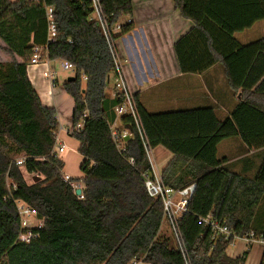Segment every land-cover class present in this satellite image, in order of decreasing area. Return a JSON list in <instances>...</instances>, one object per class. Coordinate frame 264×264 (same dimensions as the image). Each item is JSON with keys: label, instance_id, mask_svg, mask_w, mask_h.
Returning a JSON list of instances; mask_svg holds the SVG:
<instances>
[{"label": "trees", "instance_id": "obj_1", "mask_svg": "<svg viewBox=\"0 0 264 264\" xmlns=\"http://www.w3.org/2000/svg\"><path fill=\"white\" fill-rule=\"evenodd\" d=\"M173 3L192 23L174 45L180 72L202 74L220 63L229 88L240 90L242 100L218 120L208 107L151 114L135 99L141 128L151 149L162 147L172 155L160 175L164 185L173 190L193 186L179 221L191 264H245L247 252L232 259L226 250L234 238L264 239L252 225L264 198V155L249 179L229 172L216 148L238 137L249 152L264 149V99L244 96L264 97V39L243 46L233 36L264 21V0ZM101 4L110 25L123 23L120 33L112 35L114 44L132 30V21L123 22L132 14L131 0ZM90 17V0H0V41L5 46L0 50L9 57L0 62V264H128L140 255L150 264H183L169 233L161 232L162 204L148 193L151 167L131 118L120 117L116 128L128 129L131 136L118 142L111 137L121 98L118 93L108 98L113 58ZM50 22L56 34L48 42ZM35 48L42 49L41 63L73 67L74 81L65 82L63 90L73 100L69 136L82 157L83 200L63 182L64 165L55 156L56 111L41 105L27 78ZM84 115L82 128L75 130ZM18 160L22 165H16ZM29 176L40 180L28 181ZM17 201L34 209L42 222L29 244L17 240ZM207 215L223 221L232 237L213 239L210 229L197 224Z\"/></svg>", "mask_w": 264, "mask_h": 264}, {"label": "crops", "instance_id": "obj_2", "mask_svg": "<svg viewBox=\"0 0 264 264\" xmlns=\"http://www.w3.org/2000/svg\"><path fill=\"white\" fill-rule=\"evenodd\" d=\"M131 6L132 30L115 39L114 50L120 59L129 92L145 111L156 114L208 107L214 110L218 120L227 118L242 100L243 94L240 90L234 93L229 88L220 63L202 74L180 72L174 45L192 28V23L180 16L173 0H131ZM233 36L243 46L263 40L264 21H257L250 28ZM4 47L0 41V48ZM8 60L9 57L0 50V62ZM57 62L59 61L27 67V78L41 105L56 111L58 127L63 122L70 126L73 100L63 90V84L68 78L62 83L61 89L57 90V72L50 67ZM46 71L52 75L51 78L44 76ZM73 76L74 74L70 77ZM110 83L107 90L109 99L114 92L112 78ZM244 96L256 101L264 99L258 93L246 92ZM112 126L119 128V118L116 115ZM59 144L63 143L59 140L58 146ZM263 151L264 149L249 152L238 137H233L217 145L216 155L218 159L226 160L224 167L229 172L253 179L262 162ZM151 154L155 171L161 175L172 155L162 147L152 149ZM60 160L64 165L63 160ZM80 184L82 187L83 184ZM252 225L253 230L258 231L257 234H264V198L257 206ZM245 252V264H260L264 245L260 242L248 244L244 239H236L226 250L227 256L232 259Z\"/></svg>", "mask_w": 264, "mask_h": 264}, {"label": "built area", "instance_id": "obj_3", "mask_svg": "<svg viewBox=\"0 0 264 264\" xmlns=\"http://www.w3.org/2000/svg\"><path fill=\"white\" fill-rule=\"evenodd\" d=\"M101 2L102 0H90V4H91L90 18L91 20L96 21L100 26L103 36L110 47L111 55L113 58L114 74L112 76V80H113V89L115 92L112 95L114 96L115 93H118L120 94V98H121L120 103L114 108L116 118H120L123 116H128L131 118L132 124L142 144V148L144 150L145 156L151 167L150 176H146L148 193L154 199L160 200L162 204L163 224L164 226H166L167 232L171 237L173 248L176 251H178V253L181 255L183 264H191L189 253L179 228V221L183 217V215L187 212V206L193 191V186L189 185L180 190H173L172 188H169L164 185V183L161 180L160 174H157V172L155 171V167L151 156L152 149L150 148L148 141L141 128L135 98L128 90L124 78V74L122 71L120 59L114 50L112 35H116L120 33L122 29L121 26L123 23L118 22L114 25H110L103 15ZM47 13L50 14L51 9H48ZM130 21H131L130 19L126 20L127 23H130ZM55 34H56L55 27L53 23L50 22L48 25L47 41L48 42L52 41L55 37ZM41 50L42 49H38V48H35L33 50L30 63L27 67L37 66L39 65V63H41L40 62ZM43 63H47V62H43ZM60 67L64 71L73 70V67L66 62H63ZM44 76L47 78L52 77V75L47 71L44 73ZM85 80L86 79L84 78V81ZM51 81L53 82V79H51ZM84 117L85 115L83 116L79 124L75 127V130H80L82 128L84 124ZM72 130H73L72 127H69L68 133H70ZM129 136H131V133L128 129L123 128L120 131H117L111 125V137L115 142L121 141V139L128 138ZM56 141H57V136H56ZM54 151H55V156L58 157L59 154H62L65 151V147L63 144H59V146L56 147ZM129 162L132 164L133 160H130ZM16 165H22V160L16 161ZM63 182L67 183L72 188L74 195H75V190L79 189L81 192L78 196H76V198L79 200H83V194H82L83 186L81 187L80 183L74 182L72 178H70L67 175H63ZM15 206L19 219V227L21 230L17 240L20 243L29 244L31 241L37 238L36 231L42 227V222L36 218L37 216L36 211L31 207H29L27 204L21 201H17L15 203ZM197 224L199 226L210 229L212 231L213 239L219 237L229 239L230 237H232V234L228 230L225 223L223 221H218L213 219L211 215H207L203 218H200L197 221ZM236 239L235 238L233 239L229 247L233 244V242ZM243 239L246 240L248 243L260 242L264 245V239L254 240L252 235H250L248 238H243ZM128 264H150V263H148L145 260L144 255H140L133 257L128 262Z\"/></svg>", "mask_w": 264, "mask_h": 264}, {"label": "rangeland", "instance_id": "obj_4", "mask_svg": "<svg viewBox=\"0 0 264 264\" xmlns=\"http://www.w3.org/2000/svg\"><path fill=\"white\" fill-rule=\"evenodd\" d=\"M11 2H14L15 0H9ZM235 38V37H234ZM61 64L59 62L52 64L50 67L57 72L58 76V86H57V90L59 91L61 89L62 83L64 82V80H66L67 78H69L71 75H73V71L68 70V71H64L61 70L60 68ZM111 85V83L109 84V86ZM60 127L58 128V132H57V140L63 143L64 147H65V151L62 154H59L58 157L59 159H62L64 162V167H63V173L67 176H69L70 178H72V180H76L77 183H80V178L82 176L81 172L79 171V166L80 163L82 161V157L78 154L77 152V142L75 139H73L72 137L69 136V125L68 123H60ZM58 141L55 144V147H58ZM63 174V175H64ZM32 177V176H31ZM30 176L26 177L27 180H31ZM79 180V181H77ZM81 186V185H80ZM161 232H165L166 234L167 229L166 226L161 227Z\"/></svg>", "mask_w": 264, "mask_h": 264}, {"label": "water", "instance_id": "obj_5", "mask_svg": "<svg viewBox=\"0 0 264 264\" xmlns=\"http://www.w3.org/2000/svg\"><path fill=\"white\" fill-rule=\"evenodd\" d=\"M72 81H74V77H70V78L67 79V82H72ZM32 180L33 181H38V180H40V178L37 177V176H34V177H32ZM80 192L81 191L79 189L75 190V196H78L80 194Z\"/></svg>", "mask_w": 264, "mask_h": 264}]
</instances>
